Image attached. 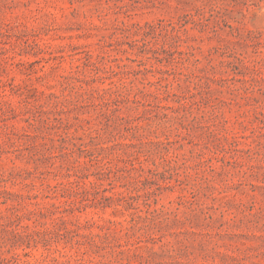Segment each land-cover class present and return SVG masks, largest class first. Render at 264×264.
<instances>
[{
    "label": "rangeland",
    "instance_id": "374dc122",
    "mask_svg": "<svg viewBox=\"0 0 264 264\" xmlns=\"http://www.w3.org/2000/svg\"><path fill=\"white\" fill-rule=\"evenodd\" d=\"M0 264H264V0H0Z\"/></svg>",
    "mask_w": 264,
    "mask_h": 264
}]
</instances>
